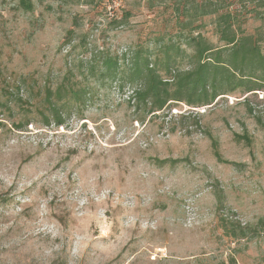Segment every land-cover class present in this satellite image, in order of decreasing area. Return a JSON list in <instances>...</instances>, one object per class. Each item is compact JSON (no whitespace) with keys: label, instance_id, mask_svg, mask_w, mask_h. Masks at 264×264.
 <instances>
[{"label":"rangeland","instance_id":"obj_1","mask_svg":"<svg viewBox=\"0 0 264 264\" xmlns=\"http://www.w3.org/2000/svg\"><path fill=\"white\" fill-rule=\"evenodd\" d=\"M30 1L0 0V264H264V88L155 115L73 69L102 49L191 55L200 33L224 46L204 0ZM209 1L264 47V0ZM70 69L92 93L56 125L45 90Z\"/></svg>","mask_w":264,"mask_h":264},{"label":"trees","instance_id":"obj_2","mask_svg":"<svg viewBox=\"0 0 264 264\" xmlns=\"http://www.w3.org/2000/svg\"><path fill=\"white\" fill-rule=\"evenodd\" d=\"M20 1L25 10H33L30 0ZM195 7L202 16L216 15V32L224 46L214 47L200 33L197 36H187V45L193 49L191 55L185 54L180 43L175 42L159 46L155 51L142 46L133 50L130 48L120 56L102 49L75 60L73 69L88 80L103 84L105 81L118 82L120 91L131 87L129 100L134 101L136 110L149 114L166 111L177 103H186L192 107L209 106L218 97L238 89H243L246 93L261 91L264 88V47L260 45L262 40L238 34L239 30L234 27L237 17L230 11L221 12L223 8L214 2L204 0ZM183 21L184 19L180 20V24L184 26ZM83 42L82 49L86 48L85 40ZM82 53L87 54V48ZM185 60L190 65L187 70L182 68ZM73 69L69 70L55 90H45L44 102L56 125L64 123V116L60 111L62 107L71 104L80 106L91 97V90L73 81L76 76ZM246 231L247 228H239L232 235L244 238Z\"/></svg>","mask_w":264,"mask_h":264}]
</instances>
